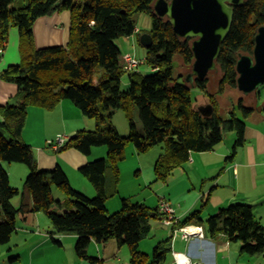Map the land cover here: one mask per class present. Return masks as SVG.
<instances>
[{"label": "trees", "instance_id": "1", "mask_svg": "<svg viewBox=\"0 0 264 264\" xmlns=\"http://www.w3.org/2000/svg\"><path fill=\"white\" fill-rule=\"evenodd\" d=\"M154 0H0V60L9 41L10 31L18 29L22 61L0 73V79L18 87L16 101L0 106V244H8L17 231L16 216L43 213L53 228V235H76L75 253L90 264L105 260L88 256L92 241L104 246L111 241L127 246L129 264H166L172 252L173 235L160 242L152 257L140 250V242L150 235L152 220L158 209L144 203L122 199L121 209L109 214L106 202L118 194L120 163L127 146L133 144L138 154L157 145L164 152L155 164V181L165 182L173 172L190 159L193 152H207L221 143L227 134L235 133L234 151L244 145L246 120L256 109L240 97L230 109L222 111L218 99L227 88L237 89L236 65L239 53L252 55L255 35L264 26V0H244L234 9L229 35L222 44L217 65L223 77L215 93L210 79L195 80L194 87L209 100L213 112L205 116L194 107L191 87L182 82L176 58L192 68L194 55L189 39L178 37L170 22L154 13ZM68 11L71 14L69 42L66 46L36 49L35 22L45 16ZM152 17V45L147 49V64L152 74L126 72L124 55L115 40L132 36L140 14ZM101 71L97 75V69ZM124 75L129 89L122 91ZM71 101L82 114L95 121L92 131L81 130L61 149L70 147L89 156L95 147L105 146L107 156L88 162L80 173L93 185L95 197L72 188L60 166L40 170L33 148L22 140L30 106L55 109L62 101ZM123 111L129 122V133L122 136L112 123L117 111ZM229 115V117L227 116ZM4 163L26 165L30 173L24 188L32 199H22L19 209L12 200L19 190L12 187ZM55 185L64 199L55 201ZM201 211L192 213L183 223H204L210 236L225 235L230 242L241 243V252L256 255L264 252V227L252 207L233 204L221 208L206 219ZM173 230V229H172Z\"/></svg>", "mask_w": 264, "mask_h": 264}, {"label": "crops", "instance_id": "2", "mask_svg": "<svg viewBox=\"0 0 264 264\" xmlns=\"http://www.w3.org/2000/svg\"><path fill=\"white\" fill-rule=\"evenodd\" d=\"M70 28L71 14L68 11L39 18L33 28L35 48L66 46L69 42ZM22 59L20 33L18 29L13 28L10 31L8 45L0 60V73L12 65L20 64ZM17 94L18 87L16 85L0 79V106L8 102H15ZM259 98L253 105L245 103L256 110L246 120L244 145L234 151L236 135L229 133L212 150L191 153L188 162L176 169L165 182H161L162 186L159 188L162 190V197L154 205L155 207L151 208L158 209L161 202L168 201L175 210L174 216L177 221L183 223L196 211L202 212L200 216L205 221L215 215L219 209L241 203L252 207L256 219L264 227V101ZM87 119L68 100L62 101L53 110L30 106L22 140L33 148L35 161L40 170H52L60 166L66 172L72 187L92 198L96 196V190L83 175L81 178L79 169L91 161L93 152L88 157L73 147L56 152L47 145L49 140L55 139L58 135L72 138L81 130H94L95 122H90L91 120ZM118 122V120L114 121V126L119 129L120 133L127 135L129 128L125 125L118 126ZM129 149L131 155L138 158V165L142 170V158L135 147L130 146ZM97 155L101 158L106 157V150H97ZM154 160L155 167L158 159L154 157ZM7 167L4 165L5 170H8ZM19 167L17 169H20L24 173L23 176L26 177L28 175L26 168ZM122 168L123 166L120 167V173ZM8 173L12 187H17L16 189L20 193L21 187L14 186L10 172ZM72 177L75 183L72 181ZM191 192L192 194H190ZM16 199H20L19 194ZM22 199H25L30 205L32 204V199L25 188ZM12 203L15 207L18 200L16 202L12 200ZM106 207L108 212L120 210V201L109 199L106 202ZM17 217L21 219V227L18 228V232L13 234L10 242L5 244L8 246L0 248V254L5 252L10 264H47L45 251H58L56 249L59 248L69 249L74 263L78 262L76 255L74 256L78 240L76 235H53L56 240L61 242V245L56 246L52 241L51 222H48L44 218L45 216L38 213H20L17 214ZM157 220L162 222L165 230L159 235L158 227L160 226L156 225V222L153 223L152 220L150 238L148 241L142 240L139 246L144 253H150L160 242L173 235L172 254L176 252L186 256L191 264H264V252L256 255L242 253L241 243L230 242L223 234L210 236L204 223L193 222L187 225L189 231L200 228L203 233L202 237L192 235L185 238L181 232L172 234V226L166 225L160 216ZM89 246H92L90 251L93 249L101 256L104 254L116 256L119 249H122L114 241L104 245L103 250H100V245L94 241ZM41 249H44L42 254L39 252ZM172 254L166 264H175ZM104 260L107 259L104 258ZM117 264H122V261L117 260Z\"/></svg>", "mask_w": 264, "mask_h": 264}, {"label": "rangeland", "instance_id": "3", "mask_svg": "<svg viewBox=\"0 0 264 264\" xmlns=\"http://www.w3.org/2000/svg\"><path fill=\"white\" fill-rule=\"evenodd\" d=\"M136 28L138 30L132 36L119 38V39L115 40V44L123 55L129 54L133 58H136L140 62H142V64L139 67V71L143 75H150V74H152L153 70L146 62L147 49L141 44L140 39H141V36L143 34H148L151 31V29H152V17L147 13L140 14L137 18V21H136ZM175 63L177 66V70L179 71V74H186V73L189 74L192 72V68L187 67L182 62V60H180L179 58H176ZM100 71H101V69L98 68L97 69V75H99ZM222 77H223V72L220 69L219 65H217V68L215 70H212L208 74V78L210 79V82H211L209 88H210V91L212 93L216 92L217 85L219 84ZM182 82H185V80L183 79ZM129 87H130V85H129L128 76L124 75L122 78L121 89H122V91L125 92L129 89ZM190 87H191V96H192V99L194 102V107H196L198 109L199 107H204V106L209 105V100H208V97L206 95H203L199 89L192 87V86H190ZM240 97H245V95L237 89L227 88V90L225 91V93L223 95H219L216 98L218 99V102L220 104L222 111H225V110H230L236 104L237 100ZM258 97H260L259 98L260 100L264 101V86L261 87L257 92H253V93L249 94L245 98V103L247 105H253L256 103ZM227 116L229 117V115H227ZM113 118H115V119H113ZM113 118H112V123L114 121L116 122L118 120L119 121L118 126L120 125V127H122V125L123 126L125 125L129 128V122H128L123 111H121V110L117 111ZM87 120L88 121L91 120L90 122H95L94 120L89 119V118ZM113 125H114V123H113ZM117 130L120 133L119 129H117ZM88 131H92V130H88ZM120 135L127 136L128 134L124 135V134L120 133ZM130 146L134 147L133 144H130L129 146H127V148L125 150V159L119 165V167L123 166V168L121 170V176L122 177L120 178L118 194H116L115 196L110 198V200H115L116 202L120 201V205H122V202H121L122 199H129L132 203H144L150 207H155L154 205L157 204L159 198L162 197V190L159 188L160 186H162L161 185L162 183L155 181V172H154L155 160H154V157H155V159H159V157L164 152V149H163L164 146L162 144H160V145L155 146L154 148H152L149 152H147L145 154H139L143 160V169H142L143 172H141L142 170L138 165V158L134 157L133 154L131 155V152L129 149ZM97 150H106V155H107V148L105 146L95 147L92 149L93 153H92V158H91L90 162L96 161L99 159H103L97 155ZM104 158H105V156H104ZM4 165L6 167L9 165L12 166L10 168L7 167L8 170H6V171L10 172L11 180H12V183L14 184V186L15 187L16 186L21 187L20 193H19L20 199H16V198H18V195L13 198V200L15 202L18 200V204H17V206H15L18 209L21 206L22 194L24 191V183H25V180L27 179V177L30 173V170L26 165L20 164V163H5ZM19 166H21L22 168H26V170L28 171V175L26 177L23 176L24 173L20 169H17V168H20ZM80 176H81V178H83L82 174ZM71 179L75 183L74 178L72 177ZM52 192H53V197H54L55 201L63 200L65 197L64 194L62 193V191L60 189H58L55 185H52ZM190 194H192V192ZM117 211H119V210H117ZM117 211L108 212V213L113 214ZM18 214H20V213H18ZM38 214L45 216L41 212H39ZM44 218L48 222H50V220L46 216ZM16 220H17L16 225H17V232H18V228L21 227V219H20V217L16 216ZM155 222H156V225L160 226V227H158L159 228V235H160L165 230L164 229L165 227L162 225L161 221L154 219L153 223H155ZM172 234H173V231H172ZM148 238H150V237H148ZM148 238L144 239L143 241H145V240L148 241L149 240ZM6 246H8V245H1L0 244V248H6ZM99 247H100V250H103L105 248L103 246H99ZM91 248H92V246L88 247V256L93 257V258H99L102 260H104V258H105V259H107V260H105V264H117V260H121L122 264H125L126 261H127V264H129L130 252H129V249L127 246L121 247L122 249H119V252L116 253L117 254L116 256H110V255L108 256L107 254L106 255L104 254V256H101L99 253H97V251L95 252L93 249H92V251H90ZM56 250H58V251H45L46 252L45 253L46 260L45 261H47V264H62V263H64V264H90V262L88 260H81L80 258H78V256L76 254H74V256L76 255L78 262L74 263L73 258L71 256L72 254H70L69 249H60L59 248ZM153 251L154 250H151L150 253H148V252H145V253L149 254V256L152 257ZM39 252L41 254L44 253V249H41ZM74 259H75V257H74ZM0 264H10L8 256L6 255L5 252H3V254H0Z\"/></svg>", "mask_w": 264, "mask_h": 264}, {"label": "water", "instance_id": "4", "mask_svg": "<svg viewBox=\"0 0 264 264\" xmlns=\"http://www.w3.org/2000/svg\"><path fill=\"white\" fill-rule=\"evenodd\" d=\"M244 0H154V13L167 19L174 33L183 39H193V69L185 82L194 86L195 80H205L217 68L222 44L230 33L234 9ZM141 44L149 49L153 43L150 34L141 36ZM237 87L245 96L264 86V26L255 35L253 56L239 55L236 65ZM205 116L212 114L210 105L199 107Z\"/></svg>", "mask_w": 264, "mask_h": 264}, {"label": "built area", "instance_id": "5", "mask_svg": "<svg viewBox=\"0 0 264 264\" xmlns=\"http://www.w3.org/2000/svg\"><path fill=\"white\" fill-rule=\"evenodd\" d=\"M0 53H1V51H0ZM123 58H130L129 64H125V69L127 71H134L138 68L140 63L137 60L133 59V57L131 55H129V54L124 55ZM64 142H65V137L62 136L61 139H58L55 141H50L48 144H49L50 148L52 147L53 149H56V148L59 149L64 144ZM161 209L165 213V214H160L161 220L166 225L172 226L171 227L172 229H178L179 231L183 232L185 238H188L192 235H195L197 237L203 236L202 230H200V228H196L194 231H189L188 226L174 228L178 224V221H177L176 217L174 216L175 210H174V208L170 202H168V201L161 202ZM183 260H184V262H183ZM174 261H175V264H191L188 261V258L186 256L180 254V253L175 254Z\"/></svg>", "mask_w": 264, "mask_h": 264}, {"label": "bare ground", "instance_id": "6", "mask_svg": "<svg viewBox=\"0 0 264 264\" xmlns=\"http://www.w3.org/2000/svg\"><path fill=\"white\" fill-rule=\"evenodd\" d=\"M133 59H135V60H137L140 64H139V66H138V68L136 69V70H134V71H127L126 69H125V64H129V62H130V58H123V62H124V69H125V71L126 72H129V73H132V72H140L139 71V67H140V65L142 64V62H140L138 59H136V58H133ZM239 59V58H238ZM216 64H217V62H216ZM192 69H193V67H192ZM188 74H186V76H187ZM185 76V77H186ZM184 80H185V78H184ZM186 83V82H185ZM188 85H190L191 86V84H189V83H187ZM194 87V86H193ZM1 117V116H0ZM62 136L63 137H65V142H64V144L58 149V148H56V149H53L52 147V149L53 150H55L56 152H60L61 151V149L68 143V141L70 140V139H72V138H68L67 136H65V135H58V136H56V138L55 139H53V140H49L48 142H47V145L49 146V142L50 141H55V140H58V139H61L62 138ZM158 214H165L163 211H162V209H161V203H160V205H159V207H158ZM173 231V234L175 235V234H177L178 232H181V231H179L178 229H173L172 230ZM181 233H183V232H181ZM184 234V233H183ZM149 237V236H148ZM171 254H172V252H171ZM175 254H179V253H176V252H174L172 255H173V258H174V256H175ZM189 261V260H188ZM183 262H184V260H183ZM190 262V261H189Z\"/></svg>", "mask_w": 264, "mask_h": 264}, {"label": "flooded vegetation", "instance_id": "7", "mask_svg": "<svg viewBox=\"0 0 264 264\" xmlns=\"http://www.w3.org/2000/svg\"><path fill=\"white\" fill-rule=\"evenodd\" d=\"M257 31H258V30H257ZM256 34H257V33H256ZM192 42H193V39L190 40V44H191V45H192ZM240 54H243V53H239V55H240ZM239 55H238V58H239ZM243 55H247V54H243ZM249 56H253V54H252V55H249Z\"/></svg>", "mask_w": 264, "mask_h": 264}]
</instances>
